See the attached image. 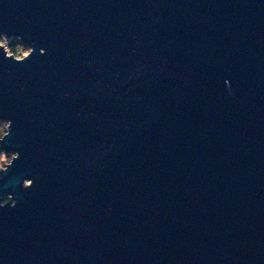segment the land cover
<instances>
[{
    "label": "water",
    "instance_id": "95a60500",
    "mask_svg": "<svg viewBox=\"0 0 264 264\" xmlns=\"http://www.w3.org/2000/svg\"><path fill=\"white\" fill-rule=\"evenodd\" d=\"M0 121V264H264V0H0Z\"/></svg>",
    "mask_w": 264,
    "mask_h": 264
},
{
    "label": "rangeland",
    "instance_id": "374dc122",
    "mask_svg": "<svg viewBox=\"0 0 264 264\" xmlns=\"http://www.w3.org/2000/svg\"><path fill=\"white\" fill-rule=\"evenodd\" d=\"M24 46L25 48L18 46L19 56H21L19 57V59L26 56L30 51L29 47H27L26 45ZM6 127H7V122L0 121V138L6 133ZM12 156H14L13 153L0 154V168H4L11 161Z\"/></svg>",
    "mask_w": 264,
    "mask_h": 264
},
{
    "label": "trees",
    "instance_id": "16d2710c",
    "mask_svg": "<svg viewBox=\"0 0 264 264\" xmlns=\"http://www.w3.org/2000/svg\"><path fill=\"white\" fill-rule=\"evenodd\" d=\"M1 43L6 48L8 54L14 56L17 59H19V57H21V56H19L18 46L25 48V46L22 45L20 40L17 38H12V37L11 38H2Z\"/></svg>",
    "mask_w": 264,
    "mask_h": 264
},
{
    "label": "clouds",
    "instance_id": "9594fccd",
    "mask_svg": "<svg viewBox=\"0 0 264 264\" xmlns=\"http://www.w3.org/2000/svg\"><path fill=\"white\" fill-rule=\"evenodd\" d=\"M4 206H7L6 204L5 205H0V207H4Z\"/></svg>",
    "mask_w": 264,
    "mask_h": 264
}]
</instances>
